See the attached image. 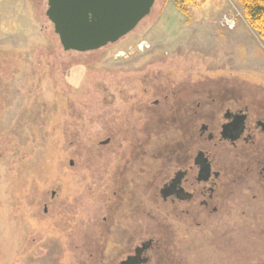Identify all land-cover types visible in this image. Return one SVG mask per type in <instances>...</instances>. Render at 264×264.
Listing matches in <instances>:
<instances>
[{
  "label": "rangeland",
  "instance_id": "rangeland-1",
  "mask_svg": "<svg viewBox=\"0 0 264 264\" xmlns=\"http://www.w3.org/2000/svg\"><path fill=\"white\" fill-rule=\"evenodd\" d=\"M46 9L0 0V264H121L144 242L140 264H264V179L232 148L217 213L192 222L154 199L177 145L200 144L159 117L193 97L198 118H220L226 95L264 108V38L241 3L157 0L88 52L63 49Z\"/></svg>",
  "mask_w": 264,
  "mask_h": 264
},
{
  "label": "flooded vegetation",
  "instance_id": "flooded-vegetation-1",
  "mask_svg": "<svg viewBox=\"0 0 264 264\" xmlns=\"http://www.w3.org/2000/svg\"><path fill=\"white\" fill-rule=\"evenodd\" d=\"M226 98L223 105L227 106L219 112L220 118L219 116L213 117L215 113L209 119L198 118V110L202 108L200 104L198 108L194 106L196 97L188 99L183 108H174L171 118L165 116L158 118L162 124H164V120L174 122V127L179 130V133L184 131V135H190L196 127L199 130L200 144L197 147L191 148V145L185 147L186 144L177 145L178 149L176 148L172 158L174 164L168 173L160 172L156 182L157 189L154 193V199H157L158 205L170 202L175 207L178 206L179 212L185 213L192 219V222L197 220L200 214L218 212L216 201L221 200L220 196L226 193L222 187L226 177L225 171L228 169L223 154L226 149L232 148L239 159L244 157L257 163L259 165L257 167L258 175L264 179V108L254 104L241 103L237 97L226 95ZM233 100L236 102L233 103ZM156 104L158 105L159 101ZM201 115L206 116L204 113ZM215 118L217 119L216 124ZM187 130L188 132H186ZM189 140L193 141L195 137L191 135L190 139L187 136L186 141L189 142ZM248 149H252V151L246 154ZM219 153L224 160L218 158ZM130 159L131 161H126L124 169L131 170L133 167V159L131 157ZM161 169L162 167H159L156 171L159 172ZM114 174L115 177L119 175L116 170ZM120 175L121 181L118 190H123L127 186L128 179L125 172ZM118 190L114 193L117 194ZM194 210H196V214L193 213ZM148 247L147 242L141 245L136 244L135 248L129 247L127 251L122 252V256L119 258L120 263L140 264L149 260ZM90 256H94V254Z\"/></svg>",
  "mask_w": 264,
  "mask_h": 264
},
{
  "label": "water",
  "instance_id": "water-1",
  "mask_svg": "<svg viewBox=\"0 0 264 264\" xmlns=\"http://www.w3.org/2000/svg\"><path fill=\"white\" fill-rule=\"evenodd\" d=\"M157 0H47L46 16L63 49L88 52L114 44L150 15Z\"/></svg>",
  "mask_w": 264,
  "mask_h": 264
},
{
  "label": "trees",
  "instance_id": "trees-1",
  "mask_svg": "<svg viewBox=\"0 0 264 264\" xmlns=\"http://www.w3.org/2000/svg\"><path fill=\"white\" fill-rule=\"evenodd\" d=\"M194 0H176V4L182 8ZM243 7V12L253 28L259 31L264 38V0H238ZM111 45V44H110ZM72 56V55H71Z\"/></svg>",
  "mask_w": 264,
  "mask_h": 264
},
{
  "label": "built area",
  "instance_id": "built-area-1",
  "mask_svg": "<svg viewBox=\"0 0 264 264\" xmlns=\"http://www.w3.org/2000/svg\"><path fill=\"white\" fill-rule=\"evenodd\" d=\"M225 24L229 27V28H233L235 26V22L233 21V19L231 18H227L225 19Z\"/></svg>",
  "mask_w": 264,
  "mask_h": 264
}]
</instances>
